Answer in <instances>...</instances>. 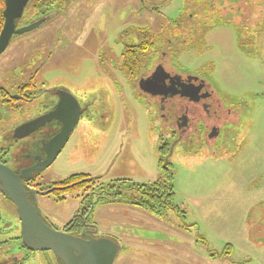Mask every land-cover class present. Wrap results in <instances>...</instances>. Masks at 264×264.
Listing matches in <instances>:
<instances>
[{
    "label": "rangeland",
    "instance_id": "rangeland-1",
    "mask_svg": "<svg viewBox=\"0 0 264 264\" xmlns=\"http://www.w3.org/2000/svg\"><path fill=\"white\" fill-rule=\"evenodd\" d=\"M162 1L167 0H158ZM169 1L160 13L141 14L128 6L130 0H79L67 16L11 45L9 51L16 56L9 65L12 73L46 59L41 78L48 87L69 89L91 104L93 114L81 120L59 159L42 172L36 185L48 189L71 175L100 176L116 158L107 179L132 175L150 183L158 177L157 133L150 131L146 110L107 79L98 57L119 53L115 44L126 27L153 29L157 23L155 29L160 30L176 19L182 1ZM248 14L244 23L243 18L231 24L215 22L204 38L185 46L179 60L180 70L206 78L235 114L225 143L198 152L190 147L175 150V203L185 215L153 216L122 203L95 207L92 220L99 236L117 238L123 246L116 264H264V24L246 26L240 35L238 25L253 23ZM241 39L246 42L243 50ZM20 50L26 56L18 54ZM38 204L59 229L82 207L81 199L58 203L54 195L39 196ZM0 214V230L9 221L19 225L9 205L0 202ZM183 225L193 227L183 230ZM198 239L207 246L197 244ZM226 245L234 248L229 259L211 257L210 251L221 254ZM52 255L47 257L54 262ZM23 264L47 262L38 253Z\"/></svg>",
    "mask_w": 264,
    "mask_h": 264
},
{
    "label": "flooded vegetation",
    "instance_id": "flooded-vegetation-1",
    "mask_svg": "<svg viewBox=\"0 0 264 264\" xmlns=\"http://www.w3.org/2000/svg\"><path fill=\"white\" fill-rule=\"evenodd\" d=\"M77 1L79 0H29L24 7L22 17L15 21L17 31L40 22L43 23L23 35H14L8 47L0 55V76L7 75L6 78L0 77V174H9L11 171L15 174H22L41 165L51 152L52 147L48 150V145L55 138L62 136L65 128L74 126L73 122L79 117L68 141L61 148L57 161L72 139L81 120L84 117L88 119L93 117L91 104H84L75 93L66 88L48 87L46 80L41 78L46 59L36 65H25L17 75L12 73L9 67L11 62L12 65L15 63L16 56L9 50L17 38L42 30L55 19L63 15L67 16L70 8ZM130 1L131 4L128 6L139 9L141 14H155L160 13L169 0L162 2L158 0ZM181 1L182 7L178 17L168 20L162 29H155L157 23L153 29L151 27H126L115 44L120 47L119 53L110 58L104 55L98 57V65L107 79L113 80L117 88L131 94L146 110L150 131L157 133L155 144L158 152V177L150 183L140 182V178L132 175L115 180L107 179L106 173H110L117 158L112 167L100 176L76 174L88 177L87 180H83V182H88V190L75 195H67L66 198L81 199L82 207L75 218L62 229L50 223L54 229L74 236L94 232L99 235L92 215L95 207L103 203H122L153 216L165 217L169 213H174L182 218L185 212H182L175 203L176 173L172 157L176 148L190 147L198 152L202 148L214 149L215 145L225 143L228 139L225 133L235 121L232 108L223 105L206 78L178 68L181 55L186 53L185 46L198 42L197 39L204 38L206 34L203 29L202 35L193 40L175 34L181 27L190 25L183 18L184 10L188 7L186 2L189 0ZM5 9L6 0H0V36L6 22ZM233 20L229 21L230 24ZM242 21L245 22V20ZM195 24H198L200 28L205 27L206 20H196ZM241 25L238 26L241 27ZM243 26L241 33L247 30L246 26L250 27L245 24ZM20 52L18 54L26 56L24 50ZM7 60L9 62H6ZM27 125H29L28 129L18 132L20 128ZM41 174L32 172L28 179L22 182L28 188L40 192L54 188L55 192L50 194L54 195V193L64 192L67 189V187L57 186L58 184L75 176L71 175L48 189H42L36 185ZM147 189H156V192L150 195ZM159 191L162 195H157ZM166 195H172L168 200L171 205L169 207L160 206L158 199L167 198ZM39 196H37V201ZM55 197L56 202H64L59 201V197ZM0 202L6 206L9 205L12 212L16 211L19 223L17 227L13 222H6L4 229L0 230V264H23L38 253L31 252L23 244L22 224L18 209L2 191H0ZM2 223L3 219L0 214V225ZM191 227L193 226L183 225L181 229L186 230ZM5 236L8 238H4ZM114 239L119 242L117 238ZM199 243L207 246L204 239H198L197 244ZM39 254L45 256L47 264H57L55 258L54 262L51 258L48 259L47 256L51 253Z\"/></svg>",
    "mask_w": 264,
    "mask_h": 264
},
{
    "label": "water",
    "instance_id": "water-1",
    "mask_svg": "<svg viewBox=\"0 0 264 264\" xmlns=\"http://www.w3.org/2000/svg\"><path fill=\"white\" fill-rule=\"evenodd\" d=\"M28 1L6 0L4 12L6 22L0 36V55L8 47L14 35H23L43 23L16 30L17 23L15 21L22 17V12ZM78 119L79 117L73 122L74 126L64 129L62 136L52 140V143L48 145V150L49 147H52L51 152L41 165L22 174H15L12 171L9 174H0L3 185L0 186V191L4 192L17 207L22 224L23 244L31 252L51 253L57 264H116L123 251L120 242L111 237L96 235V232L74 236L54 229L44 218L38 205L37 196L50 195L55 192V189L40 192L28 188L22 182V180L28 179L32 172L42 173L52 166L61 148L65 146L71 132L76 127ZM28 126L20 128L18 132L28 129Z\"/></svg>",
    "mask_w": 264,
    "mask_h": 264
},
{
    "label": "trees",
    "instance_id": "trees-1",
    "mask_svg": "<svg viewBox=\"0 0 264 264\" xmlns=\"http://www.w3.org/2000/svg\"><path fill=\"white\" fill-rule=\"evenodd\" d=\"M228 2H230V4H228ZM186 4L188 7H186V9L184 10L183 18L186 20L187 23H190V25L187 24L181 27L178 32H175V34H179V36L182 37L185 36L186 38H190L192 40L195 39L196 37H200L202 35L203 29H205V32L211 30L215 22L224 25L229 23V21L232 19L243 18L242 20H246L247 18L244 16L247 13H249L248 15H250V17L252 16L253 19L252 20L253 23H251L250 26L259 23L264 24V0H189V2H186ZM236 4H239L240 7L237 8L235 6ZM188 9L190 12L188 11ZM199 19L206 20L205 27L201 26L200 28L198 24H195V21ZM249 19L251 20V18ZM242 27L244 26L241 25V27L240 26L236 27L240 35L242 32L241 30ZM245 44L246 42L244 40L242 39L239 40V45L242 50L245 49ZM87 178L88 177L84 175L72 176L65 182L57 185V186L67 187V189L64 192L54 193V195L59 197V201H65L67 199L66 198L67 195H75L82 193L83 191H87L88 182H83V180H87ZM73 184L75 185L69 187ZM155 190L147 189V192L150 195H154V193L156 192ZM157 195H162V193L159 191ZM171 196L166 195L167 198L160 197L158 199V204L160 206L163 205L165 207H169L171 205V202L168 200ZM144 203L145 202H143V204ZM148 204H150L149 201ZM233 252H234V248L232 245H226L224 251L221 254L210 251L211 257L213 258L223 257L227 259H229L233 255Z\"/></svg>",
    "mask_w": 264,
    "mask_h": 264
}]
</instances>
